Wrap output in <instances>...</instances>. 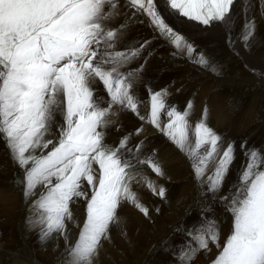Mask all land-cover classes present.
Here are the masks:
<instances>
[{"label": "snow or ice", "instance_id": "obj_1", "mask_svg": "<svg viewBox=\"0 0 264 264\" xmlns=\"http://www.w3.org/2000/svg\"><path fill=\"white\" fill-rule=\"evenodd\" d=\"M125 2L145 14L178 50L193 53L184 36L166 23L156 0ZM235 2L165 0L170 11L203 25L227 24ZM242 3L247 10L249 0ZM118 7V0H0V138L23 170L19 182L25 186L24 195L38 197L33 207L41 239L66 233L65 221L73 219L70 204L76 199L83 198L86 205V218L77 240L66 245L63 264H93L102 239L108 238L109 226L119 222L117 210L122 202L148 215L132 190L133 183L165 195L163 187L135 173L139 166H147L157 175L164 174L151 157H140L138 146L127 148L128 137L118 147L104 143L103 129L111 122L113 106L139 115L132 91L135 73L120 71L139 50H115L118 30L108 26ZM245 27L247 41L254 22ZM196 62L208 63L203 55ZM100 84L109 98L106 102L95 94ZM166 95V90L151 93L150 114L140 119L186 153L202 183L211 168L206 176L208 189L218 191L234 158L233 145L222 147L221 137L206 123L207 109L205 118L192 125L187 110L166 106ZM162 112L169 118L164 126ZM56 114L62 122L54 143L46 136ZM245 156L234 195L230 200L224 198L233 215L230 235L221 247L218 226L208 221L196 230L197 248H190L182 260L190 261L196 251L208 250L212 242L221 248L213 264H264V151L250 148ZM38 187L42 188L39 193Z\"/></svg>", "mask_w": 264, "mask_h": 264}, {"label": "rangeland", "instance_id": "obj_2", "mask_svg": "<svg viewBox=\"0 0 264 264\" xmlns=\"http://www.w3.org/2000/svg\"><path fill=\"white\" fill-rule=\"evenodd\" d=\"M254 24L256 26V22ZM257 30L254 29V35L252 34L253 36L249 37L248 43L257 39ZM147 33L149 34L147 39L154 45H152V48L148 50V53L144 57L149 59L148 55L151 53L155 57L154 59L157 60V63H159V66L153 72L149 68L141 70L143 78L140 80L145 79L143 82L150 86L147 92V100H140L141 105H138L139 115L130 110L122 109L119 106H113L112 114L116 116L115 118L110 116L109 120L111 122L103 129L104 143L111 147L117 144L116 147H118L120 141L128 137L127 148L136 149L138 146L140 157H151L158 163L164 174L157 175L147 166H139L134 170L135 173L151 179L157 188L163 187L165 195L161 197L143 184L133 183L131 186L132 190L137 194L143 206L148 209V215H144L131 203L122 202L117 210L119 222L109 226L108 238L102 239L93 264H168L169 261L172 264H183L184 260L183 262L181 260L183 254L188 252L190 248H197L196 246L198 245L194 239L197 228L194 229L192 227L189 218L193 217L196 220L194 224L199 222V224L204 225L206 224L207 215L209 218V215L213 214V211L219 210L222 217L217 218L218 221L214 219L216 225H221L223 229L229 227L232 222V215L231 211L228 210V200L231 199L232 192L235 191L238 185V177L246 164L247 158L245 152L250 148L264 151L263 137H256L262 143L256 142V138L251 140L252 136L255 137L256 133H252L246 128V124L249 123L253 126L248 127V129L260 127L264 131V112H261L264 111V107H261L263 109L261 110L259 105L256 106V113L258 114L254 116L253 113V121L252 117H250L252 113H249V110H254V106L252 105L257 104L256 95H253V97L250 93L245 92L246 90L242 89L243 87L255 85L256 88L252 89L260 92L259 96L262 99L264 95V80L248 81L250 77L249 73L244 75L240 71L239 63H241V59L231 50L211 52L204 45L195 44V42L190 41L189 43L194 49L192 54H188L184 50L168 51L165 49L166 53L165 51L162 52L165 55H161L159 54V47L165 48L166 42L164 39L159 42L156 32L151 29L147 28ZM246 45L248 47V44ZM202 52L206 54L211 53V55L206 59L207 65L198 66L196 61ZM128 64H123L120 67V71L123 72L124 67ZM154 64V66H157L156 62ZM232 67L238 69L234 74L230 72V68ZM202 76L209 78V82L206 80L194 81ZM137 82L133 81V84ZM222 86H228L229 88L224 90V92H227V96L224 98V102L227 103L225 104L226 111L224 106L220 104L212 110L215 112L212 119L218 121L216 114H219L220 110H223L222 121H224L222 124L217 125L220 128L219 133L222 126L223 132L220 135H226L229 144L234 146V142L236 141L238 144L237 149H234V161H232L228 168V173L229 175L231 173L232 177V180L228 182L229 188L226 193L215 196L208 188H205L207 175L202 183L196 177L192 161L186 153L182 152L154 125L148 123L147 120H141L140 116L147 117L150 114L151 93L166 90L167 95L165 100L166 105L169 106L168 108H175L177 111L183 112L181 106L185 105L184 111L186 109L189 112L188 120L198 122L205 118L203 114L208 104H206L207 93L211 94L210 97L213 94L214 97L217 94H223V92H218V88ZM239 88L241 91L237 90ZM95 94L109 99L102 84ZM189 102L192 105L190 109H188ZM102 106H107V104L104 103ZM240 111L242 118L239 121V127L236 126L235 131L233 129L234 119L236 113ZM165 113L162 112L160 115L161 126H164L168 122V118L162 116ZM207 115L206 123L211 128ZM243 117L245 118L244 120ZM249 121L252 122L250 123ZM61 122L62 117L56 114V119H54L51 128L56 135L59 132V124ZM237 128L242 130L239 131ZM229 131L232 133L230 134ZM216 133L219 135L218 132ZM247 133L249 134L247 135ZM50 140H53L54 143L56 142V138H51ZM51 147L52 145L48 149H44V154L50 151ZM4 148H6L5 152ZM40 152L41 150L38 149L37 155ZM135 154L133 152V155ZM240 159L241 162L237 165ZM233 165L234 169L231 172ZM95 167H98V165ZM165 168H171L170 172L173 174H177L178 170L182 169V173H185L184 179L181 181L170 180L171 178L166 174ZM22 177L23 170L15 162L6 142L0 138V193H2L0 196H2L1 199L3 198L6 201L0 204L6 205L5 211L0 215V227L2 224H8L9 227L0 228V263L63 264L66 259V245L74 243L77 240L84 220L80 224L81 226H79L78 218L74 216L72 220L65 221L66 233H53L49 238L42 240L40 237V225L35 223L37 213L33 207V201L38 197H26L24 195L23 188L25 186L19 182ZM36 191L39 193L42 191V188L38 187ZM192 193L193 196H191ZM173 195V199H170ZM225 197L228 200H225ZM9 200L12 201V204ZM70 208L74 207L71 206ZM222 212L225 213L224 216ZM12 230L14 236L12 235ZM219 233H222V231H219ZM170 247L176 250H183L184 252H175ZM195 255L184 264L193 263L197 259Z\"/></svg>", "mask_w": 264, "mask_h": 264}, {"label": "bare ground", "instance_id": "obj_3", "mask_svg": "<svg viewBox=\"0 0 264 264\" xmlns=\"http://www.w3.org/2000/svg\"><path fill=\"white\" fill-rule=\"evenodd\" d=\"M118 4H119V7L117 9L118 14L113 16V18L108 22V26L112 29L118 30V36L116 39L115 50L124 51V52L139 50L138 55H136L135 57H133L131 60H129L126 63V64L129 63V64L124 67L123 72L135 73L132 80L138 81V82L136 84H133L134 87H133L132 91H133V94H134L136 100L138 101V105H141L140 100L141 99L147 100V97H148L147 92L150 89V86H148L147 83L143 82L145 79L140 80L141 78H143V73L141 70L145 69V68H149V69H151L150 71L153 72L159 66V63H157V60L154 59L155 57L153 56V54L150 53V55H148L149 59H146L144 57L145 54L148 53V50L152 48V45H154L151 41H149V39H147V36L149 35L147 33V28L156 32L157 36L159 37V42L162 39H164V41L166 42L165 48L159 47V54H161V55L164 54L162 52L165 51V49H167L168 51L169 50L179 51V50L170 42V40L168 38L162 36L160 34V32L158 30H156L151 25L149 18L145 14L137 12L135 9L128 7L126 5L125 0H118ZM156 4H157V10L162 14L166 23H168L169 26H171L179 34L184 36L185 40L188 43L191 41V42H195V44L198 43V44L204 45L211 52H213V51H215V52L216 51L217 52L224 51L225 52L226 50H231L238 56L239 59H241V63H239L240 71L244 75L246 73H249L250 77H249L248 81L253 82L257 79H263L264 80V11H262V6H264V0H249V7L247 8V10H245L244 5L242 3V0H236L235 4L233 5V9H232V13H231V20L227 24L222 23V22H212L209 26H202L200 24L194 23L193 21L185 20V19L177 16V13L169 10V8L165 4V0H156ZM249 21L256 22V26L254 29H258L256 32L257 36L255 35L257 37V39L252 40L250 43L245 41L243 38L246 31H247L245 25ZM246 44H248V47ZM165 53H166V51H165ZM205 54L206 53H203V52L201 53V55H203L205 59H207V57H209L211 55V53H208L206 55ZM150 56H151V58H150ZM155 62H156L157 66H154ZM198 66H203V65L198 63ZM237 70L238 69H236L235 67L230 68V72L233 74ZM202 80H206L207 82H209V78L204 77V76H202L199 79H195L194 81L198 82V81H202ZM245 84H248V83H245ZM100 86H101V84L96 87L95 93L99 89ZM231 88L235 89L234 87H231ZM252 88H256V86L250 85L247 87H243L242 89L246 90L245 92L250 93L251 96L256 95L257 104L252 105V106H254L253 107L254 110H249V113H252L250 117H252V120H253V113H254V116H255V114H258V113H256V109H257L256 106L259 105L260 109H261V107L262 108L264 107L263 106L264 95H263V98L260 99V96H259L260 92H258L257 90H253ZM218 89H219L218 92H223V94H217V95H215V97L213 96L214 95L213 94L210 97L211 94L207 93L206 104L208 103L207 104V109H208L207 118L209 119V124L211 125V128L215 132L219 133L220 128H218L219 126L217 127V125L222 124V122L224 121V120L222 121L224 112H223V110H220L219 114H216V116L218 117V121H216V120L212 119V117L215 114V112H213L212 110L217 108V106H219L221 104L224 106L225 111H226V105L225 104H227V103L224 102V98H226L225 96H227V92H224V90H227L229 88H228V86H222L221 88H218ZM194 90H196V89H194ZM237 90H240V88ZM198 95H200V94L198 93ZM98 96L100 97L101 100H103L105 102L108 100V99L102 97L101 95H98ZM251 104H253V103H251ZM166 106L169 107L168 105H166ZM230 106H231V104H230ZM261 110H263V109H261ZM243 111H245V110H243ZM261 112H264V111H261ZM162 116L164 118L167 117L166 113L162 114ZM241 118H242L241 117V111L237 112L235 115L234 125H233L234 126L233 129H235V131H236V126L239 127V121H241ZM256 118H257V116H256ZM54 119H56V116ZM244 119L245 118L243 117V120ZM168 120H169V118H168ZM189 123L194 125L196 122L189 120ZM261 123H262V121H261ZM252 126L253 125H251L249 123L246 124V128L248 131H250L252 133H256L255 137L252 136L251 140H254V138L259 137V136L260 137L264 136V131L260 127H257L256 129L250 128L253 130L248 129V127H252ZM242 128H244V127H242ZM233 129H232V131H233ZM237 129H239V128H237ZM240 130H242V129H239V131ZM261 131H262V133L260 134ZM222 132H223V127L221 126L220 133H222ZM220 133H219V136L221 137V145H222V147H226L229 144V141L227 140V136L223 135V134L221 136ZM231 133L232 132H230V134ZM248 134L249 133H247V135ZM56 136L57 135L54 133V131L50 130V132L46 136V138L51 137V138L55 139ZM256 142H261V140L257 139ZM193 143H194V141H193ZM237 144H238L237 141L234 142V146H233L234 149H237ZM247 145H248V143H247ZM3 150L5 152L6 148H4ZM125 155H127V153H125ZM233 155H235V152H233ZM233 157L235 158V156H233ZM241 159L237 162V165L241 162ZM233 161H234V159H233ZM232 167L233 168L231 169V172H233L234 165ZM181 170L182 169H179L177 174H173L170 172L171 168H165L166 174L169 175L168 177L171 178L170 180H173V181H181L184 179L185 173H182ZM211 171H212V169L210 168L208 170V172L206 173V175H210ZM231 180H232L231 173L229 175V173L227 172L225 177H224L222 187L216 192H212V191H210V192L212 194H214L215 196H220V195L226 193L228 188H229L228 182ZM233 186H234V184H233ZM205 188H208L207 183L205 185ZM23 190H24V188H23ZM88 191L90 194L91 189L89 188ZM191 192H192V190H191ZM234 192H232V196L234 195ZM0 194H2V193H0ZM6 195L8 196V194H6ZM191 196H193V193L191 194ZM1 197L2 196H0V199H1ZM173 197H174V195L170 199H173ZM7 198H9V197H7ZM3 201H5V200H3V198H2L0 200V204ZM9 201L12 204V201L11 200H9ZM14 204H15V202H14ZM71 206L74 207V208H70V209H72L73 218H74V216H77L78 224H79V226H81L80 224H82V221L85 220V218H86V205H85L84 199L83 198L76 199L75 202L70 204V207ZM5 209H6V205H4V204L0 205V215L5 211ZM222 214H223V216L225 215V213H223V212H222ZM219 215H220L219 210L216 212L213 211V214L209 215V218L207 215V220L205 221V223H207L208 221H214V219L217 220V218L222 217V215H220V216ZM231 215H232V213H231ZM194 221H196V220H194L193 217L189 218V222L191 223L192 227L194 229L195 228L199 229L201 227V224H199V222H196V224H194ZM159 222H160V218H159ZM217 226H218V231H222V233H219V244L222 247L224 242L226 241L227 237L230 235V233L232 231L233 215H232V222H231V225L229 227H226L225 229H223L221 227V225H217ZM0 228L3 229V228H9V227H8V224H2V226ZM12 235L14 236L13 230H12ZM193 235H194V233H193ZM170 248H172V247H170ZM172 249L175 252H179V251L184 252L183 250H176L174 248H172ZM220 250H221V248H218L216 246V244L209 242V249L208 250L201 249V250L196 251L195 256L197 259H195V261L191 264H213V261L218 256ZM180 258H181V256H180ZM181 260H182V258H181ZM182 262H183V260H182ZM185 262L186 261H184V263ZM168 264H172V263L169 261Z\"/></svg>", "mask_w": 264, "mask_h": 264}]
</instances>
